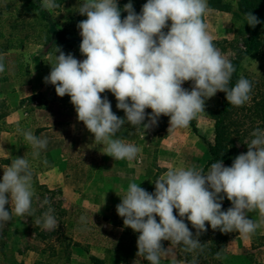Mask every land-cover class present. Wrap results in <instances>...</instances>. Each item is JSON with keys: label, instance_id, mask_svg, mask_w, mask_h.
Returning a JSON list of instances; mask_svg holds the SVG:
<instances>
[{"label": "clouds", "instance_id": "9594fccd", "mask_svg": "<svg viewBox=\"0 0 264 264\" xmlns=\"http://www.w3.org/2000/svg\"><path fill=\"white\" fill-rule=\"evenodd\" d=\"M41 6L54 9L59 3L41 0ZM207 10L208 0H146L139 13L131 0L123 8L118 7V0H82L78 12L87 18L77 27L82 37L79 50L85 58L78 60L57 48L59 55L44 81L54 85L59 96H70L77 119L94 134V141L106 146V154L132 161L138 146L114 138L126 121L146 129L163 114L169 117V130L186 128L205 111V100L218 91L225 92L234 106L250 100L253 85L249 79L241 76L229 86L235 67L207 31ZM122 12H127L123 18ZM245 19L252 27L261 23L252 12ZM185 81L193 82L190 91L182 87ZM105 90L114 94L116 107L125 113L123 118L112 111L108 97L101 96ZM147 108L152 111L146 113ZM146 116L149 123H144ZM21 132L34 155L47 147V137L30 130ZM252 136L247 152L235 156L231 166L220 159L207 171L169 168L155 180L151 193L129 182L116 211L125 226L139 233V256L160 264L170 251L162 240L172 245L182 242L188 251L201 248L198 236L207 231L206 222L212 229L237 231L245 237L256 231L260 225L248 213L258 210L264 218V129H254ZM33 194L29 162L16 157L0 178V228L13 214H31ZM225 197L231 206L223 210ZM185 217L197 230L195 236ZM42 226H57L51 208L43 213Z\"/></svg>", "mask_w": 264, "mask_h": 264}, {"label": "rangeland", "instance_id": "374dc122", "mask_svg": "<svg viewBox=\"0 0 264 264\" xmlns=\"http://www.w3.org/2000/svg\"><path fill=\"white\" fill-rule=\"evenodd\" d=\"M30 1L41 6V0ZM225 1H230L232 6H235V0ZM81 2L82 0H65L54 9H45L41 6L47 15V19L42 22H33L34 17L32 15L25 16L24 0H0V30L33 36L29 40L31 42L29 44L33 47L32 50L34 53L36 50H40L42 53L39 54L36 51V54L39 55L36 58L37 69L40 66L39 61L43 60L41 63L43 73L48 75L52 67L51 63H54L55 56L59 55V52L54 51H57V48L65 54L67 52L72 53L78 60L85 58L79 50L82 37L77 27L79 21L87 18L86 15H81L78 12ZM131 2L135 11L139 13L144 2L142 0H131ZM125 4L124 0H118V7L123 8ZM2 10H5L4 13ZM126 15L127 12L121 13L122 18ZM18 20H23V22L17 24ZM204 22L214 45L231 62L236 59L239 51L244 49L242 38L236 35V17L231 12H219L208 8ZM170 23L171 21H169ZM164 31H167V28ZM38 35L39 37L36 38ZM46 36L49 38L47 39ZM3 48L4 45L0 40L1 52ZM13 60L14 58H0V61L4 63V68H6L5 61L9 62L10 67H12L14 65ZM241 74L257 82L264 81V49L256 55L247 57L242 62ZM3 75L6 76L7 71L0 72V78ZM41 80L39 78L38 84ZM48 84V91L43 98L32 94L25 99L30 100L32 105L36 97L39 103L36 107L28 106L27 118L29 120L36 119V116L48 114L49 110L58 109L56 108L58 97L53 95L55 86ZM193 86L192 81H185L182 85L189 91ZM65 96L70 99L69 95ZM101 96L108 97L112 111L118 117L123 118L125 116L124 111L116 107L117 100L114 94L105 91L101 93ZM220 101V91L206 99L205 111L199 113L186 128L169 130V117L163 114L158 118L155 125H150L146 129L143 126L135 127L126 121L114 138H120L125 143L138 146L139 152L132 161L115 160L105 153V145L95 143L94 145H98V148L94 151L91 150L88 155H84V161L91 168L95 167L98 170V172H91V175L98 173L99 176L96 180L91 178V187L94 184L97 185L94 190L97 191V188L100 190L99 192L103 195L99 196L103 201L91 203L83 209L75 204L73 206L66 204L59 188L48 189L40 184V175L32 168L46 164L48 159L44 155L36 158L30 147L31 153H29L30 157L27 160L32 172L34 193L31 214L26 213L22 216L13 214L12 219L0 228V264H37V262L40 264L43 260L51 258L65 263L72 253L70 251L72 245L90 242L100 244L104 248L102 250L103 259H97L98 263L96 262V264H150L149 261L137 254L139 233L123 224V217L118 215L116 205L121 202V197L125 194L129 182L140 184L141 187L151 193L155 189V180L162 177L169 168L193 167L202 170L210 159L209 144L214 141L215 119L213 115L219 107ZM70 110L73 112L75 108H70ZM151 111L150 108L145 109L146 113ZM49 119L46 118L39 124L49 123ZM144 123H149L147 116ZM193 125L196 127V131ZM248 128L242 134L243 140L238 143L242 153L247 152V144L254 138L252 132L255 128L252 126H248ZM7 142L11 141L6 140L4 142L0 133V178L4 173V170H1L2 166L7 165V161L10 160L5 156L12 152V145L7 144ZM79 159L81 157L73 159V162ZM92 189H90V193L93 194ZM45 200L47 203L44 202ZM222 205H231V201L225 197ZM5 208L10 210V204H6ZM49 208L52 209V215L57 220V226L52 229H46L42 226L43 213ZM176 214L174 209V215ZM248 217L259 223L260 226L247 237L239 235L238 232L234 233V237L226 244L223 264H264V222H261L264 218L260 216L258 210L249 212ZM178 218L180 217L178 216ZM184 220L190 228L191 222L187 221L186 217ZM206 227H208L207 222ZM190 230L195 236L197 230L194 228ZM200 236L201 234L198 236L199 240ZM161 243L165 249L169 247L170 251L162 257L160 264H193L196 259L197 250H186L182 242L172 245L170 241L162 240ZM93 258L90 256L92 263H94Z\"/></svg>", "mask_w": 264, "mask_h": 264}, {"label": "crops", "instance_id": "0c3cea01", "mask_svg": "<svg viewBox=\"0 0 264 264\" xmlns=\"http://www.w3.org/2000/svg\"><path fill=\"white\" fill-rule=\"evenodd\" d=\"M4 11L2 10V13ZM25 16L31 15L25 14ZM32 16L34 17L32 19L33 22L46 20L39 19L35 15ZM20 22H23V20H18L17 24ZM32 37L22 35L20 32L9 33L5 30H0V40L4 45L3 51H0V58H14L12 67L7 62L8 60L5 61L6 68H4V71H7V75H3L0 78V106L2 108L0 113V133L2 140L4 142L10 140L11 142H7V144L12 145V152L5 156L10 160L7 161V165L2 166L1 170L6 169L16 157H25V159L30 157L31 145L26 144L21 130H30L41 138L47 137V147L41 149L35 157L38 158L40 155H44L48 162L32 168L33 171L39 173L40 184L48 189L59 188L62 192V199L66 204L70 206L75 204L82 209L87 208L91 203L103 201L99 196L103 195L99 192L100 190L98 188L96 189L97 191L94 190L97 185L94 184L91 187V178L96 180L99 177L98 173L91 175V172H98V170L95 167L91 168L84 161V155L86 156L91 150L94 151V149L98 148L101 142L94 141V134L86 128L82 121L77 119L76 111L72 112L70 110V108L74 109L75 107L70 99L65 96L67 94L61 97L55 91L53 95L58 97L56 101V108L58 109L49 110L48 114H39L40 116H36V119L29 120L27 118V108L31 104L30 100L25 99L32 94L43 98L49 88L48 83L44 84V77L47 74L43 73L44 70L41 65L43 60L39 61L40 66L37 69L36 58L39 55L36 54V51L39 54L42 53H40V50H36L35 53L32 50L33 47L29 44L31 43L29 40ZM38 37L39 35L36 38ZM46 38L48 39L49 36H46ZM11 41L16 46L10 47L9 43ZM54 51L57 52L56 50ZM49 53L52 52L49 51ZM39 78L42 79L40 84H38ZM36 97L31 106L36 107L39 104ZM46 118H50L49 123L39 124ZM95 143L98 145L95 146ZM79 157L81 159L73 162V159ZM35 167H37V170H35ZM91 188H93V194L92 192L90 193ZM102 250H104L103 246L94 242L74 244L70 247L72 253L65 263L51 258L43 260L40 264H96V262L98 263L97 259H103ZM90 256L95 258V261L93 260L94 263L91 262ZM162 257L160 261L163 259Z\"/></svg>", "mask_w": 264, "mask_h": 264}, {"label": "trees", "instance_id": "16d2710c", "mask_svg": "<svg viewBox=\"0 0 264 264\" xmlns=\"http://www.w3.org/2000/svg\"><path fill=\"white\" fill-rule=\"evenodd\" d=\"M64 1L58 0V3L61 4ZM142 1L146 3V0ZM128 2L129 0H124V3ZM23 8L26 15H35L39 19H47L44 9L30 0H24ZM208 8L226 13L231 12L237 20L236 35L242 38L244 44V49L240 50L237 58L232 61L235 71L229 86L234 85L243 76L252 82L253 87L250 100L241 106L229 104L225 92L220 91L221 101L213 115L215 119L214 141L209 144L210 159L202 171L220 159L225 166H231L235 156L242 153L238 143L243 140L242 134L249 129L248 126L255 129L264 127V81L257 82L241 74L242 62L247 57L256 55L264 49V0H235V6H232L230 1L208 0ZM249 12L256 15L261 23L255 27L248 25L245 17ZM9 46L14 47L16 45L11 41ZM193 128L196 131L194 125ZM230 206L222 205V209L226 210ZM157 222H159V217ZM207 225V231L201 233L200 242L203 244L201 248L196 249L197 256L193 264H223L226 244L237 231L224 233L219 229H212L208 222ZM191 228H193L192 225L189 229Z\"/></svg>", "mask_w": 264, "mask_h": 264}]
</instances>
